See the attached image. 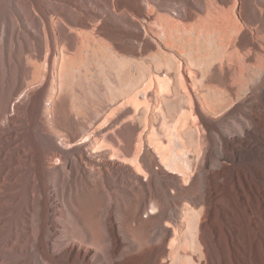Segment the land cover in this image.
I'll list each match as a JSON object with an SVG mask.
<instances>
[{
	"label": "rangeland",
	"instance_id": "1",
	"mask_svg": "<svg viewBox=\"0 0 264 264\" xmlns=\"http://www.w3.org/2000/svg\"><path fill=\"white\" fill-rule=\"evenodd\" d=\"M148 1L154 7L149 16L133 19L126 15L119 21L108 13L98 15L108 7L107 0H0V123L21 99L20 134L33 161L30 130L38 141L45 142L47 156L55 143L67 158L77 159L85 153L80 148L89 138L88 141H95L90 148L95 149L89 154L91 160L117 164L106 172L98 170L96 164L90 172L70 177L57 197L49 193L58 205L66 203L91 226H97V216L106 211L112 212L111 218L119 223H126V218L133 216L127 178H132L131 163L135 160L148 165V177L153 179L157 198L164 196V183L170 184L173 197L167 210L176 223L182 221V212L189 204L195 210L206 199L221 208L231 205L237 198V178L254 182L259 180L255 178L257 171H264V157L256 148L243 160L235 152L228 150L223 156L224 150L214 148L206 165H202L201 159L195 157L190 134H185L180 147L174 146L173 141L176 123H181V113L188 110V97L201 99L208 88L207 81L187 74L189 70L197 71L202 56L218 64L222 56L232 57L237 48L249 54L246 64L252 62L249 58H254L257 51L261 52L260 48L264 49V0L239 1L242 28L236 34L235 45L221 39L213 28L190 29L194 22L190 19L180 21L179 42L163 45L158 36L163 22L156 16L177 11L181 0ZM216 1L222 17L231 19L233 0ZM131 31L139 32L140 37H133ZM51 34L57 41L51 57L57 61L63 57L69 63L61 74L58 65L50 69L45 62ZM169 55L181 61L177 74L168 68ZM185 56L196 59L195 64L187 65ZM37 70L40 76L34 79ZM44 71L50 76L45 85L41 82ZM39 86L44 88L41 93L46 105H50L49 95L55 94L54 122L44 113L37 123L33 121L30 100L39 92ZM259 99L264 104V92ZM54 133L66 136L70 143L58 137L49 141L46 135ZM10 140L11 134L0 140V165L6 160L13 168L21 141ZM173 150L177 153L175 158ZM46 172L48 182L58 184L60 174L54 170ZM16 174L20 185L0 191V264H13L21 255L12 244L16 238L23 242L19 234L29 225V211L25 209L28 196L21 172ZM53 189L59 187L52 185Z\"/></svg>",
	"mask_w": 264,
	"mask_h": 264
},
{
	"label": "bare ground",
	"instance_id": "2",
	"mask_svg": "<svg viewBox=\"0 0 264 264\" xmlns=\"http://www.w3.org/2000/svg\"><path fill=\"white\" fill-rule=\"evenodd\" d=\"M239 1L233 0L231 19H225L216 0H181L177 11L169 15L157 14L156 20L163 22L159 40L163 45H171L173 40L179 42V32L182 31L180 21L190 19L194 20L190 29L213 28L221 39L235 45L236 34L242 28ZM107 3L108 7L98 15L108 13L119 21L126 15L134 19L154 12L148 0H136L135 4L119 0H107ZM131 35L140 37L139 32L131 31ZM56 43L51 34L45 62L50 69L58 65L61 74L67 70L69 63L63 57L59 61L51 57ZM260 49L261 52L257 51L254 58H249L252 62L246 64L249 54L237 48H234L232 57L222 56L218 64L202 56L197 71L187 72L192 78L207 81L208 88L204 95H200L201 99L191 100L188 97V110L181 113L184 117L181 123H176L173 141L174 146L180 147L185 134H190V138H194L195 157L201 159L202 165H206L214 148L224 150L223 156H227L228 150L235 152L240 160L252 155L256 148V152L264 157V104L259 99L264 92V49ZM196 50L201 48L196 47ZM167 58L171 62L168 68L177 74L181 61L171 55ZM195 60L192 56H185L187 65L195 64ZM39 73L37 70L33 78L38 79ZM49 79V74L44 71L42 84H47ZM41 86L30 100L33 121L37 123L44 113L54 122L52 102L55 94L49 95L50 105H46ZM20 106L21 99L16 103L15 110L0 123V140L4 136L7 139L11 134L13 140L10 143L21 141L13 168L6 160L0 165V180L3 182L0 191L19 186L16 173L21 172V182L25 185L29 202L25 206L29 211V225L26 231L19 234L23 242L16 238L17 242L12 244L18 252H22L15 256L13 264H264L263 170L257 171L255 178L259 180L254 182L237 178V198L231 205L221 208L215 201L206 199L195 210L189 204L182 212V221L176 223L167 210L173 197L170 184L164 183V196L157 198L152 188L153 179L148 177V165L135 160L131 163L132 178H127V187L133 197V216L126 218V223H119L116 218H111L112 212L106 211L104 215L97 216L99 224L91 226L66 203L58 205L54 198L63 192L70 177L90 172L96 164H99L98 170L106 172L116 166V162L95 163L91 160L89 154L95 149L90 148L95 141H88L89 138L81 142L80 150H85V153L77 159L67 158L65 151L55 143L51 145V155L47 156L45 142L38 141L34 136L36 134L30 130L35 156L33 161L20 134ZM46 137L49 141L58 137L64 143H70V139L59 133ZM256 143L261 146L257 147ZM172 156H177L176 150H173ZM46 170L60 174L58 184L48 182ZM52 185L59 189L52 191ZM49 193L55 197L50 198Z\"/></svg>",
	"mask_w": 264,
	"mask_h": 264
}]
</instances>
